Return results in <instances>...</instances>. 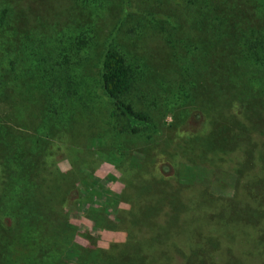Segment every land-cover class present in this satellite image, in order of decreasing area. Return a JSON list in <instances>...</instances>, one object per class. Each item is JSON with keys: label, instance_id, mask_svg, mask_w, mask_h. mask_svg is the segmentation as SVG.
<instances>
[{"label": "rangeland", "instance_id": "rangeland-1", "mask_svg": "<svg viewBox=\"0 0 264 264\" xmlns=\"http://www.w3.org/2000/svg\"><path fill=\"white\" fill-rule=\"evenodd\" d=\"M0 21V45L11 49L0 46V264H110L132 253L138 264H264V126L249 130L218 101L244 93L232 39L250 68L264 64L263 3L0 0ZM119 46L143 72L147 100L135 105L152 126L112 118L110 142L73 110L85 102L91 115H112L101 66ZM24 61L37 74L83 78L48 114L22 100ZM261 72L246 100L263 103L264 124ZM25 174L45 202L21 193ZM159 177L182 188L181 203L161 212Z\"/></svg>", "mask_w": 264, "mask_h": 264}, {"label": "trees", "instance_id": "trees-1", "mask_svg": "<svg viewBox=\"0 0 264 264\" xmlns=\"http://www.w3.org/2000/svg\"><path fill=\"white\" fill-rule=\"evenodd\" d=\"M253 1H257V3L259 4H264V0ZM0 22L2 23L3 21ZM223 32L224 30H221V36ZM259 38L261 39L262 43H264V33L262 31L260 32ZM6 40L9 41V39ZM231 43L233 49L232 58L235 60L236 64L241 65L239 72L235 75L238 78L235 81H243V83L245 84V86H242L244 88V93L239 94L237 91L239 95H232L226 93L224 97L221 95L218 96V98H220L218 100L220 104L219 107L222 109L229 108L231 111H233V115L236 118L238 115V117L248 125L249 130L254 129L255 126L263 128L264 124L263 122L261 123L260 119V112L263 110L261 104L263 103L258 101V103H253V105H249L247 103L246 98H253L254 94L258 92L257 90L259 85L258 83H256L257 81H255V79L257 77L262 82L263 77L261 76V70L262 68H264V64L255 65L253 68H250L247 65L248 60H245L246 54L244 55L243 53L245 52V45H243L242 43H240L242 45L239 46L235 45L233 44L235 43L233 39ZM30 46L31 44L27 43V45L22 49L21 52H26V50L30 49ZM251 49H254V47H251ZM2 50L4 53H7L10 50L7 53V56H10V43L8 42L6 43V45L2 46ZM31 52L30 54H36L35 51H33L32 53ZM132 61L128 58L127 53L123 50L121 46L116 48H109L103 55L101 66L102 74L100 76V82L104 94L108 97V99L113 105L114 111H112V115H108L105 112L98 116L91 115L92 113L90 112H92V107L90 105H86L87 103L85 102L73 110V113H75V116L79 121L86 120L87 122H89L91 120L93 123L99 126V132L102 140H107L111 142L112 140H114L115 137L117 138L118 131L111 119L113 118L114 120L118 121V116L119 118L127 120L129 126L141 125L145 128H151L152 126L151 115L145 110L136 108L135 105V100L140 102H146L147 93H145V91L139 92L138 82L140 81V77L143 75V72L138 71L137 66L135 69V64H133ZM9 62H11L12 65V68L10 69L13 71L16 66V61L10 60ZM24 64L26 66V71L22 73V83L20 85L21 87H24V92H22L21 94L22 100H24L25 102H30V100L32 99H38L40 109L48 114L57 112V109L54 104L64 99L67 100L68 97L70 99L72 98L73 95L70 93L72 92L70 91V87H73V85L77 83V78H83L82 74L76 75L74 82L72 81V79H68V75L65 70H63L58 76L55 75L56 77H52L54 75V69H52L51 75L45 76L44 74L34 73V71L30 69L32 64H29L28 61H24ZM254 76L256 77L253 80ZM2 79L5 78L4 74H2V69L0 67V94L3 93ZM27 80H29L33 88L37 90L36 97H34L35 94H32L31 92V89L33 88L30 89L28 87L29 84L27 83ZM205 82L209 85V88L210 86H213V84H215L212 83L210 78L206 79ZM233 84L242 88V83L233 82ZM202 85L204 86V84ZM59 87L62 88V91L58 89ZM249 94L253 95V97H248ZM82 100H85V98H82ZM22 156L25 158V154L22 153L21 155L22 160H24ZM27 176L28 175L25 174V177L23 178L25 183V189H20L21 193L23 195H27L33 200L38 199L40 202H45L40 190L37 189L38 191L36 192L35 188L29 189V179L27 178ZM2 183L3 181L0 177V185ZM174 186L175 185H171L166 181L165 178L162 177H159L157 178V180H155L154 187L156 188V192L159 194L158 199H160V203L156 205L158 207V212H161L163 207H165L166 203L173 207L181 203L182 188L181 186ZM149 243L150 241H147L145 243L146 247L149 245ZM12 249H16L18 253V248H15L13 246ZM135 254L136 253H132L131 256L128 257L129 259L126 261H117V258L114 256L113 259L111 258L112 260H109V258H107V262L110 264H138ZM34 260L36 263H33L38 264L37 259L34 258ZM23 264L27 263L24 262ZM180 264H185V262H180Z\"/></svg>", "mask_w": 264, "mask_h": 264}]
</instances>
